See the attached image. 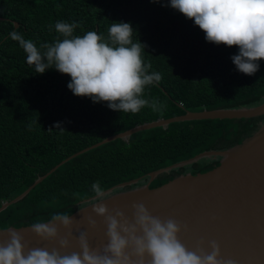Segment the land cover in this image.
Here are the masks:
<instances>
[{
    "label": "trees",
    "instance_id": "obj_1",
    "mask_svg": "<svg viewBox=\"0 0 264 264\" xmlns=\"http://www.w3.org/2000/svg\"><path fill=\"white\" fill-rule=\"evenodd\" d=\"M167 4L168 0H0V207L69 156L137 125L185 112L264 102V60L251 76L238 72L230 59L238 53L236 46L207 42L192 20L162 6ZM61 20L78 22L76 35L96 31L105 37L112 22L130 23L133 39L146 46L143 58L151 64L149 71L162 75L158 85L145 89L144 97L166 105L163 114L148 107L137 114L113 111L106 102L73 95L67 88L70 77L54 68L37 74L10 33L20 32L37 46L51 43L58 36L54 25ZM263 120L264 115L170 123L90 149L0 212V229L46 222L55 212L71 215L94 197V182L107 190L202 152L227 149L252 135ZM58 122L63 130L54 127ZM218 163L212 157L172 169L150 188Z\"/></svg>",
    "mask_w": 264,
    "mask_h": 264
},
{
    "label": "clouds",
    "instance_id": "obj_2",
    "mask_svg": "<svg viewBox=\"0 0 264 264\" xmlns=\"http://www.w3.org/2000/svg\"><path fill=\"white\" fill-rule=\"evenodd\" d=\"M159 2V0H152ZM194 22L205 34L207 42L227 47L236 46L238 53L230 57L238 72L253 75L258 61L264 60V0H168L167 5ZM52 30V25H49ZM81 27L78 22L57 21V38L37 44L13 31L9 38L18 42L26 54V63L34 66L37 74L55 69L68 75L67 88L78 97H88L93 103L106 102L113 111L137 114L148 107L163 114L166 105L144 97L145 89L158 85L159 72H150L145 63V45L133 39L130 23L112 22L107 36L96 31L74 34ZM61 129L60 123L54 125ZM51 130V129H49ZM95 193L92 212L104 217L107 243L89 245L86 232L73 237L74 219L64 212H55L46 222H34L29 227L42 241H58L60 249H67L76 239L79 252L61 254L56 248H27L23 237L9 228L8 240L0 243V264H238L233 258H221L220 246L215 240L196 243L190 250L179 239L187 230L172 218L153 216L143 203H133L131 218L119 210L109 212L105 204V190L100 182L91 185ZM88 207L83 208L81 211ZM90 228L96 222L87 217ZM66 235L59 238L58 227ZM27 249V251H26Z\"/></svg>",
    "mask_w": 264,
    "mask_h": 264
},
{
    "label": "water",
    "instance_id": "obj_3",
    "mask_svg": "<svg viewBox=\"0 0 264 264\" xmlns=\"http://www.w3.org/2000/svg\"><path fill=\"white\" fill-rule=\"evenodd\" d=\"M14 26L17 28L18 24L15 23ZM263 115L264 102L253 107L185 112L181 116L137 125L69 156L48 173L38 177L16 198L3 203L0 212L10 204L22 200L37 184L68 160L116 139L127 141L134 133L156 127L166 128L170 123L176 122L249 119ZM212 157L219 160L218 165L212 169L195 174H179L160 186L150 188L151 182L159 175ZM144 181L146 183L143 184ZM139 183L142 184L133 187ZM105 197L106 200L101 203L105 204L109 212L119 210L131 218V205L143 203L153 216L172 218L182 226L186 225L187 230L182 227L179 239L190 250H194L200 240H204L203 247L209 250L207 242L215 240L220 246L221 258H233L238 264H264V120L252 135L239 144L224 150L205 151L146 176L118 184L105 190ZM85 203L70 215L74 219L71 229L73 237L83 231L87 233L91 247L107 243L104 217L92 212L91 205L96 201L92 197L85 200ZM85 207L88 208L81 211ZM88 216L95 220V228L89 227ZM29 226L0 229V243L8 240L7 230L13 228L23 237L28 249L41 247L51 251L56 248L61 254L80 251L76 239L69 241L67 249H60L58 241H42L31 232ZM57 227L59 238H63L67 230L59 225Z\"/></svg>",
    "mask_w": 264,
    "mask_h": 264
},
{
    "label": "flooded vegetation",
    "instance_id": "obj_4",
    "mask_svg": "<svg viewBox=\"0 0 264 264\" xmlns=\"http://www.w3.org/2000/svg\"><path fill=\"white\" fill-rule=\"evenodd\" d=\"M152 182H153V181H152ZM152 182H151V183H152ZM144 183H146V181H144L143 184H144ZM150 185H151V184H150Z\"/></svg>",
    "mask_w": 264,
    "mask_h": 264
}]
</instances>
